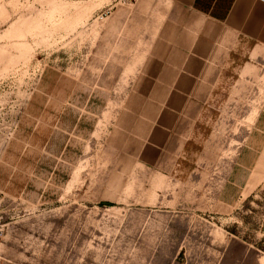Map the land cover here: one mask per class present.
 <instances>
[{
  "label": "rangeland",
  "instance_id": "obj_1",
  "mask_svg": "<svg viewBox=\"0 0 264 264\" xmlns=\"http://www.w3.org/2000/svg\"><path fill=\"white\" fill-rule=\"evenodd\" d=\"M120 6L0 0V264H264V157H242L264 82L219 95L174 171L142 165L110 138L125 82L100 85Z\"/></svg>",
  "mask_w": 264,
  "mask_h": 264
},
{
  "label": "crops",
  "instance_id": "obj_2",
  "mask_svg": "<svg viewBox=\"0 0 264 264\" xmlns=\"http://www.w3.org/2000/svg\"><path fill=\"white\" fill-rule=\"evenodd\" d=\"M120 2L108 21L115 36L100 81L105 90L126 84L111 142L156 172H172L219 95L236 91L246 76L264 82V1ZM254 92L263 97L253 104L242 157H264V85ZM237 162L239 175L248 163Z\"/></svg>",
  "mask_w": 264,
  "mask_h": 264
},
{
  "label": "built area",
  "instance_id": "obj_3",
  "mask_svg": "<svg viewBox=\"0 0 264 264\" xmlns=\"http://www.w3.org/2000/svg\"><path fill=\"white\" fill-rule=\"evenodd\" d=\"M122 1H124L126 3H131V2H134L135 0H122ZM261 1H264V0H261ZM0 239H1V237H0Z\"/></svg>",
  "mask_w": 264,
  "mask_h": 264
}]
</instances>
